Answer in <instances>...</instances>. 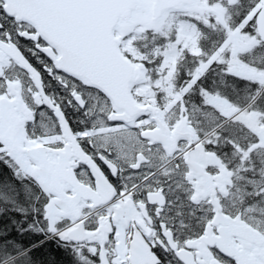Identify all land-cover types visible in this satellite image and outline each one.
<instances>
[{
	"label": "snow or ice",
	"instance_id": "1",
	"mask_svg": "<svg viewBox=\"0 0 264 264\" xmlns=\"http://www.w3.org/2000/svg\"><path fill=\"white\" fill-rule=\"evenodd\" d=\"M0 264H264V0H0Z\"/></svg>",
	"mask_w": 264,
	"mask_h": 264
}]
</instances>
